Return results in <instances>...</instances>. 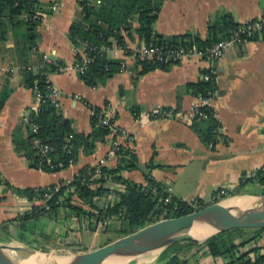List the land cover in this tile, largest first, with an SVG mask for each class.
I'll list each match as a JSON object with an SVG mask.
<instances>
[{
    "label": "crops",
    "instance_id": "obj_1",
    "mask_svg": "<svg viewBox=\"0 0 264 264\" xmlns=\"http://www.w3.org/2000/svg\"><path fill=\"white\" fill-rule=\"evenodd\" d=\"M38 1L46 12H43L38 29L36 50L30 52L28 60L17 53L18 45L26 40L23 28L8 31L6 40L0 42V92L4 88L10 91L0 111V169L12 190L70 183L80 170L92 168L105 158L112 144L119 140L116 133H110L104 142L96 144L91 154L80 150L76 163L54 173L32 168L30 158L16 148V143L24 142L28 136L23 119L36 113L38 108L35 92L24 84V71L29 67L37 71L39 62L43 64L44 59L72 67L81 58V49L74 48L67 37L71 23L80 17V0ZM54 4H58L57 11H49ZM263 10L264 0H163L153 29L163 38L190 34L206 39L209 26L215 24L219 17L228 14L236 24L243 25L258 19ZM134 39V42L128 41L130 49L140 45L135 35ZM117 58L124 63V69L103 86L88 87L73 69L65 73L48 72L46 78L63 93L60 110L75 134L92 132L91 108L106 106L111 109L116 126L132 138L128 142H120L136 156L138 163L135 170L120 174L124 180L144 184L148 176L177 199L188 202L198 198L208 205L217 189L224 186L235 189L242 177L264 167L263 39L231 47L221 59L213 62L184 59L167 70L157 69L145 74H139L141 68L136 67L132 59L124 58L122 54ZM205 71H209L215 81L216 95L211 107L224 138L216 140L214 146L201 142L198 134L190 128L189 123L194 120L187 117L196 99L188 86L202 81ZM75 95L80 99L75 100ZM132 107L137 109V116L131 112ZM160 109L171 110L175 115L171 118L137 119L139 115H151ZM116 165L111 160L107 168ZM104 187L122 189L120 184L112 181ZM252 188L254 185L251 183L245 184L241 191L256 195L248 191ZM260 188L264 190V186ZM204 196L208 198L203 200ZM34 206H39V203L24 196L2 198L1 243L17 242L20 223L15 220ZM42 218L56 228L48 231L45 247H30L51 253L63 252L60 249L66 248L64 254L67 255L79 248L86 251L96 249L83 246L81 233L89 231L80 228L78 223L63 220V211L57 218ZM32 224L27 225V232H33L29 239L41 242L31 230ZM258 246L263 247L264 241ZM197 261V264L213 262L210 257L198 258ZM221 261L216 260L218 263Z\"/></svg>",
    "mask_w": 264,
    "mask_h": 264
},
{
    "label": "trees",
    "instance_id": "obj_2",
    "mask_svg": "<svg viewBox=\"0 0 264 264\" xmlns=\"http://www.w3.org/2000/svg\"><path fill=\"white\" fill-rule=\"evenodd\" d=\"M162 2L163 0L79 1L80 17L71 23L67 37L74 48L82 49L85 55L92 59L84 73L79 74V78L85 85L92 88L103 86L108 79L124 69L122 61L118 58H108L104 49L117 47L124 50L125 54L130 55L131 49L128 46V41L134 42V35L140 43L143 42L146 45H163L172 49L195 45L198 49H202L225 39L231 31L240 26L233 21L230 15L225 14L219 17L215 24L209 26V35L206 39L190 34L163 38L153 29ZM43 12L46 11L41 9L38 0H0V42L6 40L8 31L14 32L16 29L23 28L26 40L23 44L18 45L17 53L28 60L30 52L36 50L38 29L41 24L39 19H32V17L36 13L44 15ZM261 39L264 40V36ZM254 40L257 39L253 38L248 41ZM41 62H39L36 73L31 70L24 71L25 86L33 92L37 90L45 97L39 110L31 115V119L37 126V133L32 136L28 131L25 141L20 144L16 143V148L25 152L26 157L31 160L30 166L36 169L32 138L35 137L40 143L49 145L53 149L56 169L44 168L43 171L54 173L76 163L80 150L84 154H91L95 150L96 144L104 142L111 130L109 126L102 125L100 109L91 108L95 112V116H92L90 120L92 132L88 135L75 134L71 129V123L63 116L62 111L55 108L46 97V74L53 72L54 68L50 64ZM77 62H81V58H78ZM175 64L177 63L158 64L144 61L136 63L135 66L141 68L139 74H145L157 69L167 70ZM204 73L210 74L209 71ZM188 88L195 97H205L206 92L216 95L213 77L210 82L199 81L196 84H190ZM9 94L10 91L7 88L0 92V111ZM131 112L135 116L138 115L135 107L131 108ZM193 120L188 123L190 128L198 134L201 142L206 146H214L220 128L215 117L209 116L208 119ZM70 134L73 135L71 140L73 147L68 152L65 147V139ZM117 155V165L113 168L101 167L98 177H93L94 167H86L79 171L72 182L62 184L60 190L46 201L48 209L34 206L30 211L20 215L15 220L20 223L16 241L33 246L38 242V239H29L33 232H27V225L30 222L34 224L41 217L57 218L60 211H63V220L78 223L79 227L86 231L112 232L116 235V239H119L162 218L181 217L199 209H194L192 203L181 201L173 196H170L169 204L164 205L162 199L168 195L165 193V188L149 179L148 176H146L145 184L124 180L120 174L123 171L135 170L138 166L137 158L127 148L121 146ZM108 181L120 184L122 189L114 190L116 202L113 205L102 208L104 197L112 191L104 187ZM249 183L264 186V167L256 170L254 176L247 177L245 181L241 179L236 189L228 191L227 194H224L225 197L239 195L240 189ZM151 189H154L155 192L152 193ZM13 191L18 196L26 197L29 201H36L34 189H14ZM261 195L264 196V193ZM218 201L214 198L212 203ZM197 205H202L200 209L206 206L200 200ZM164 211L167 212L165 216H163ZM113 223L114 226H112ZM31 228L34 229L32 225ZM245 232L246 229H235L212 236L202 243L195 240L175 243L160 253L156 264H187L181 253L188 252L193 248H196L194 252L196 258L210 257L213 260L208 264H264V253L261 252L264 250V246H253L250 251H244L248 243L257 240L264 233V229H254L253 236L247 239L244 238ZM35 235L39 237L38 234L35 233ZM45 238L48 239L49 235H46ZM112 241L109 240L106 244ZM41 250L43 251V249ZM250 253L253 254L252 257H249ZM217 259H221V263L216 262Z\"/></svg>",
    "mask_w": 264,
    "mask_h": 264
},
{
    "label": "built area",
    "instance_id": "obj_3",
    "mask_svg": "<svg viewBox=\"0 0 264 264\" xmlns=\"http://www.w3.org/2000/svg\"><path fill=\"white\" fill-rule=\"evenodd\" d=\"M58 4H54L49 8V11H57ZM43 15H36L32 17V19H39L42 22ZM264 36V10L261 16L258 19L240 25L236 30L231 31L225 39L219 40L213 43L209 47H204L202 49H198L195 45L190 47H176L174 49L167 48L163 45H153L149 44L146 45L145 43L141 42L139 46L136 48L131 49V54H125L124 50L117 47L106 48L104 51L108 55H111V59H117L119 54H122L124 58L132 59L134 63L140 62H154L158 64H167V63H178L184 59H191V58H198L204 59L207 61H216L222 58L224 53L231 47L241 45L245 42H248L250 39H261ZM81 53V62H76L72 67L63 66L59 63H51L47 59H44V63L50 64L53 66L54 71L58 73H65L70 69L77 71L79 74H83L87 66L92 62V59L88 58L84 51L81 49L79 50ZM109 58V57H108ZM119 59V58H118ZM122 66L124 67V63ZM28 70H33L36 72V69L33 67L27 68ZM202 81L207 83L212 81L211 74H204L202 75ZM46 97L54 105L55 108L60 109L61 103L60 100L63 97V93L52 85L48 80H46ZM35 98L38 105L37 111L39 110L40 105L45 101V97L41 95L37 90H35ZM75 100H79L80 98L75 95L73 97ZM195 102L192 105L188 116L190 119H208L209 116L214 117V113L211 111L212 107L211 104L215 98L214 93L206 92L205 97H195ZM202 109L207 110L208 112H204ZM36 111V112H37ZM91 116H95V112L93 109L90 111ZM101 123L102 125L109 126L111 133H116L118 141H115L109 151L106 154L105 158L100 159L97 164L94 166V174L93 177H98L100 174V168L103 166H107L108 162L114 160L117 164L118 161V151L119 147H124L122 143L126 140L127 142L130 141L132 138L127 135L124 131L120 130L114 121H112V111L110 108L104 106L100 108ZM174 112L168 109H160L153 111L151 115H139L137 118L138 120H147V119H160V118H171L174 117ZM23 123L26 127H28V131L30 135H35L37 133V126L35 122L31 119V115L26 116L23 119ZM218 137L217 140L222 141L224 138L220 134V129H218ZM73 139V135L70 134L65 139V147L68 152L72 150L71 140ZM122 141V143L120 142ZM211 146V145H210ZM32 148L34 149V157H35V166L37 170L43 171L44 168H48L50 170L56 169L54 166V158H53V149L47 144H42L38 139L35 137L32 138ZM125 148V147H124ZM254 176V175H252ZM62 184L60 185H53V187L48 186L44 188H37L34 189V196L35 202L39 203L38 207L41 209H48L46 205V201L51 199V197L57 193ZM120 191V190H119ZM152 193L155 192L154 189H151ZM165 193H167V197L162 199L164 205L169 204L170 202V194L169 190L165 188ZM16 194L8 186L6 183L1 169H0V198L4 196H15ZM105 199L102 201V208L108 207L113 205L116 202V197L114 195V190L111 191L110 194L104 197ZM166 211H164L163 216L166 215ZM166 218H162L163 220Z\"/></svg>",
    "mask_w": 264,
    "mask_h": 264
},
{
    "label": "water",
    "instance_id": "obj_4",
    "mask_svg": "<svg viewBox=\"0 0 264 264\" xmlns=\"http://www.w3.org/2000/svg\"><path fill=\"white\" fill-rule=\"evenodd\" d=\"M233 199H238L239 203L232 206L222 204ZM251 199L258 206L245 209L240 207ZM235 229H264V196H230L190 214L159 220L132 234L76 256L36 250L30 246L24 247L25 244L19 242H0V264H133L151 251L162 252L175 243L187 240L199 241L189 236L188 232L206 230L210 233L207 237L209 239ZM167 237L171 240L163 244ZM20 246L21 251L16 248Z\"/></svg>",
    "mask_w": 264,
    "mask_h": 264
},
{
    "label": "rangeland",
    "instance_id": "obj_5",
    "mask_svg": "<svg viewBox=\"0 0 264 264\" xmlns=\"http://www.w3.org/2000/svg\"><path fill=\"white\" fill-rule=\"evenodd\" d=\"M254 173H255V171L252 172L251 174H249V175L241 178V179L243 181H245L247 179V177H249V176L251 177L252 175H254ZM251 184L254 185V188L248 190L249 192L254 193L256 195H261V194L264 193V190H261V188H260V186L258 184H254V183H251ZM235 189H231L228 186H224L222 188H219V189L216 190V192H214V194L216 193V196L214 197V194H213L212 200H214V198L218 199L219 201L224 200V199L230 197V196L225 197L226 195H224V194H227L228 191H233ZM241 190L242 189H240V192L239 193L240 194L241 193L243 194V192ZM170 196H172V195H170ZM2 198H0V201L2 200ZM207 198H208V196H204L203 197V200H206ZM184 202H187V201H184ZM198 202H199V199L198 198H193L191 201H188V203H192L194 209H197V208L200 209V207L202 206V205L201 206L200 205H197ZM202 204L203 205H206V203L204 201L202 202ZM209 204H211V203H209ZM32 226L34 228L32 230L36 234H38V236L41 239V242L38 241V244L34 243L33 245L36 246V247H40L41 245L43 247H45V245L48 244L47 243V240L48 239H46L45 236L47 235V233H48L49 230L53 229V227L55 229L56 227L55 226H51L46 218H42L40 220H37L36 222H34V224H32ZM112 226H114V223L112 224ZM253 230L254 229H246V232L244 234V238L247 239V238L252 237L253 234H254L253 233ZM115 236L116 235L113 234L112 232H107V233H104L102 231H97L95 233H93V232H91V233H89V232H83V233H81V242H82L83 246H85V247H90V248H96L97 249L99 247L104 246V244H106L109 240H113V241L116 240V237ZM206 239H204L203 241H198V242L202 243ZM263 241H264V233L257 240H254L251 243H248L245 246L244 251H250L251 250V247H253V246L259 247L258 244L260 242H263ZM23 246L26 247L27 245H23ZM27 247H29V246H27ZM66 250H67L66 248H62V249H60V251H63V252H59V251H55V252H56V254H64V252H66ZM81 250H83V249H80L79 248V249H77L75 251H72L71 253H68V254L70 256H76V255H78L79 253L82 252ZM195 251H196V248H193V249H191L188 252L185 251V252H182L181 253L185 257V259L187 261V264L190 263V262L191 263L196 262V264H197V262H198L197 259L198 258L196 259V257L194 256V252ZM160 253L161 252H159V254H157L154 257V259L149 260L146 263L141 261V259H143V257H144L143 256L140 259L136 260L133 264H155V262H156L157 258L159 257ZM145 256L146 257H144V258H148L147 255H145ZM252 256H253V254L250 253L249 254V257H252ZM251 261H253V259H251Z\"/></svg>",
    "mask_w": 264,
    "mask_h": 264
},
{
    "label": "bare ground",
    "instance_id": "obj_6",
    "mask_svg": "<svg viewBox=\"0 0 264 264\" xmlns=\"http://www.w3.org/2000/svg\"><path fill=\"white\" fill-rule=\"evenodd\" d=\"M253 202H254V200L251 199V200H249L248 203H245V204H243L241 206L239 205V206L242 209L258 206V205H255ZM236 203H239L238 199L227 200V201H224L222 204L225 205V206H232V205H234ZM188 235L191 236L192 238L196 239V240L203 241L204 239H206L210 235V233L208 231H206V230L205 231H191V232H188ZM169 240H171V238L165 239L163 244H166ZM14 246H17V245H14ZM11 247H12V245H11ZM16 248H20V251H21V246L20 247H16ZM159 252H160V250L151 251L147 255L148 258H144V257H146V256H144L143 259H141V261L146 263L149 260L154 259V257L157 254H159ZM42 258H44V257L42 256ZM13 259L15 260L16 258H13ZM102 264H106V262H104Z\"/></svg>",
    "mask_w": 264,
    "mask_h": 264
}]
</instances>
